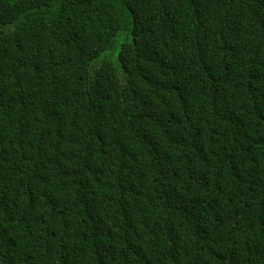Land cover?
Segmentation results:
<instances>
[{"label":"trees","instance_id":"trees-1","mask_svg":"<svg viewBox=\"0 0 264 264\" xmlns=\"http://www.w3.org/2000/svg\"><path fill=\"white\" fill-rule=\"evenodd\" d=\"M0 264H264V0H0Z\"/></svg>","mask_w":264,"mask_h":264}]
</instances>
